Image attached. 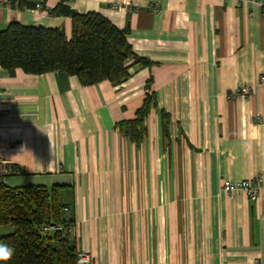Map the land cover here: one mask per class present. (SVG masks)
Segmentation results:
<instances>
[{"label":"crops","instance_id":"obj_1","mask_svg":"<svg viewBox=\"0 0 264 264\" xmlns=\"http://www.w3.org/2000/svg\"><path fill=\"white\" fill-rule=\"evenodd\" d=\"M62 3L127 29L150 64L130 57L127 80L92 85L0 67V158L19 170L4 183L64 186L88 264H264V183L256 201L222 188L264 169V11L240 0H0V30L70 36ZM148 92L147 133L134 142L120 124Z\"/></svg>","mask_w":264,"mask_h":264},{"label":"trees","instance_id":"obj_2","mask_svg":"<svg viewBox=\"0 0 264 264\" xmlns=\"http://www.w3.org/2000/svg\"><path fill=\"white\" fill-rule=\"evenodd\" d=\"M54 11L72 18L71 35L62 28L11 22L0 30V67L11 71L21 68L33 74L63 70L92 85L103 80H127L130 57L142 65L150 64L134 53L128 30L102 13H79L63 3ZM154 101L155 95L148 92L136 117L120 124L132 141L144 139ZM63 188L0 183V225L14 228L0 236V247L11 253L7 259L0 258V264H78L81 250L74 234L75 218ZM51 226H63L66 232Z\"/></svg>","mask_w":264,"mask_h":264},{"label":"built area","instance_id":"obj_3","mask_svg":"<svg viewBox=\"0 0 264 264\" xmlns=\"http://www.w3.org/2000/svg\"><path fill=\"white\" fill-rule=\"evenodd\" d=\"M240 1H251L254 4L258 5L262 9V11H264V0H240ZM37 6L42 7L41 4H38ZM261 82L264 83V76H262ZM250 91H251L250 88L246 86L240 88V92L243 94H249ZM1 115H2V110L0 109V118ZM0 137H1V133H0ZM15 173H19V170L17 168L11 167L7 161L0 158V183L4 182L6 177L13 175ZM263 183H264V169L257 176L253 178L237 179V180L225 178L222 181V188L227 194H233L238 190H244L247 192V194L249 195L252 201H256L260 196V191ZM51 227H56L62 232L64 233L66 232V228H64L63 226H51ZM44 228L46 229L48 227L46 226ZM91 261H92V255L89 252L80 251L78 264H88Z\"/></svg>","mask_w":264,"mask_h":264},{"label":"rangeland","instance_id":"obj_4","mask_svg":"<svg viewBox=\"0 0 264 264\" xmlns=\"http://www.w3.org/2000/svg\"><path fill=\"white\" fill-rule=\"evenodd\" d=\"M14 231L11 225H0V236L11 233Z\"/></svg>","mask_w":264,"mask_h":264},{"label":"clouds","instance_id":"obj_5","mask_svg":"<svg viewBox=\"0 0 264 264\" xmlns=\"http://www.w3.org/2000/svg\"><path fill=\"white\" fill-rule=\"evenodd\" d=\"M11 255L10 251L6 250L3 247H0V258L7 259Z\"/></svg>","mask_w":264,"mask_h":264}]
</instances>
